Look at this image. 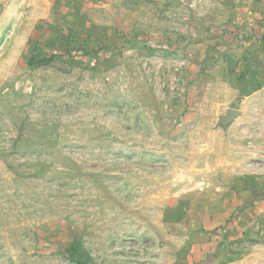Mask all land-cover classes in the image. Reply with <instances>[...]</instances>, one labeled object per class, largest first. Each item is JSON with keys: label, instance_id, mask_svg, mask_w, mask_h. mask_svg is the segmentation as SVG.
I'll return each mask as SVG.
<instances>
[{"label": "rangeland", "instance_id": "374dc122", "mask_svg": "<svg viewBox=\"0 0 264 264\" xmlns=\"http://www.w3.org/2000/svg\"><path fill=\"white\" fill-rule=\"evenodd\" d=\"M0 264H264V0H0Z\"/></svg>", "mask_w": 264, "mask_h": 264}]
</instances>
